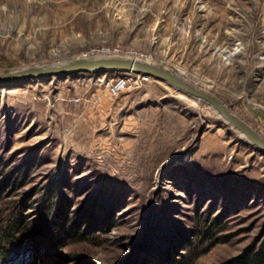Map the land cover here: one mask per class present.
Wrapping results in <instances>:
<instances>
[{"label":"rangeland","instance_id":"1","mask_svg":"<svg viewBox=\"0 0 264 264\" xmlns=\"http://www.w3.org/2000/svg\"><path fill=\"white\" fill-rule=\"evenodd\" d=\"M102 45L264 139V0H0V73ZM123 73L0 81V264H264V151L153 77L109 97Z\"/></svg>","mask_w":264,"mask_h":264},{"label":"water","instance_id":"2","mask_svg":"<svg viewBox=\"0 0 264 264\" xmlns=\"http://www.w3.org/2000/svg\"><path fill=\"white\" fill-rule=\"evenodd\" d=\"M119 71L138 73L168 83L177 90L208 102L217 114L231 126L243 133L245 138L264 151V139L248 124L231 113L216 96L196 88L182 80L168 68L160 67L151 61L130 56H97L93 58L74 57L73 59L45 66H30L16 71L0 73V81H22L29 78L61 76L76 73H103Z\"/></svg>","mask_w":264,"mask_h":264},{"label":"built area","instance_id":"3","mask_svg":"<svg viewBox=\"0 0 264 264\" xmlns=\"http://www.w3.org/2000/svg\"><path fill=\"white\" fill-rule=\"evenodd\" d=\"M97 56H130L140 59H145L147 56L130 49H125L119 46H93L85 51L81 52L76 57L93 58ZM134 73H123L117 76L102 75L99 78L103 88L105 89L109 97H116L127 85L131 76H135ZM137 76V75H136ZM139 77V75H138Z\"/></svg>","mask_w":264,"mask_h":264},{"label":"trees","instance_id":"4","mask_svg":"<svg viewBox=\"0 0 264 264\" xmlns=\"http://www.w3.org/2000/svg\"><path fill=\"white\" fill-rule=\"evenodd\" d=\"M62 226V225H60ZM167 264H181L177 259L170 257Z\"/></svg>","mask_w":264,"mask_h":264},{"label":"bare ground","instance_id":"5","mask_svg":"<svg viewBox=\"0 0 264 264\" xmlns=\"http://www.w3.org/2000/svg\"><path fill=\"white\" fill-rule=\"evenodd\" d=\"M143 60V59H142ZM145 60H147V57L145 58ZM134 74H138V73H134ZM141 75V74H140ZM185 93V92H184ZM198 98V97H197ZM214 109V108H213ZM215 110V109H214Z\"/></svg>","mask_w":264,"mask_h":264}]
</instances>
